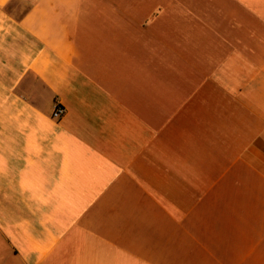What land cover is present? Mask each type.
<instances>
[{
    "label": "crops",
    "instance_id": "obj_1",
    "mask_svg": "<svg viewBox=\"0 0 264 264\" xmlns=\"http://www.w3.org/2000/svg\"><path fill=\"white\" fill-rule=\"evenodd\" d=\"M0 264H264V0H0Z\"/></svg>",
    "mask_w": 264,
    "mask_h": 264
},
{
    "label": "built area",
    "instance_id": "obj_2",
    "mask_svg": "<svg viewBox=\"0 0 264 264\" xmlns=\"http://www.w3.org/2000/svg\"><path fill=\"white\" fill-rule=\"evenodd\" d=\"M64 108L58 104H55L51 112V118L59 120L64 115Z\"/></svg>",
    "mask_w": 264,
    "mask_h": 264
}]
</instances>
